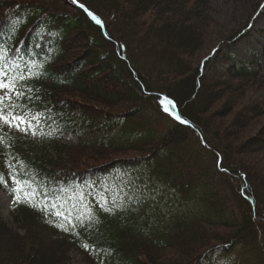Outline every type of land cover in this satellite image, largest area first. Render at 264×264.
Instances as JSON below:
<instances>
[{"label":"trees","instance_id":"trees-1","mask_svg":"<svg viewBox=\"0 0 264 264\" xmlns=\"http://www.w3.org/2000/svg\"><path fill=\"white\" fill-rule=\"evenodd\" d=\"M79 2L85 8L73 3H70L72 10L36 4L0 5V8L5 9L4 16L0 18V49L7 51L3 60L12 59L11 55L17 50L26 51L30 56L25 54L27 57L24 60L28 66L24 72L27 75L35 71L36 79H39L32 84V93H26V97L13 96L10 102L6 101L5 107L11 103L17 106L15 112H26L32 108L45 114L39 127L40 139L37 140L28 135L13 136L7 132V128L0 127V176L6 183L10 178L3 166L6 160L16 165L24 162L23 165L31 169L44 166L41 170L47 174H43V182L36 181L41 176L26 175L25 170L13 175L22 182H32L34 178L39 189L44 190L43 187L53 186L60 178L79 179L74 171L66 173L65 166H61L64 154L71 158L64 149H103L106 145L117 147L123 142L126 144L124 150H130L134 142H147L146 145L153 142L154 146L147 149L150 152L144 160L150 173L175 189L184 200H194L195 197L199 209L192 214L177 216L171 224L164 225L155 214L149 213L144 207L133 208L128 201L116 209L87 205L83 209H72L74 212L69 217L71 221H64V226L60 228L45 225L46 218L40 211L21 203L18 213L13 216L17 225L15 228L5 223L0 216V264H70L66 249L72 243L81 247L85 244L95 246L100 251L98 257L105 261L111 258L114 264H163L154 258L153 251L169 246L168 243L173 239L193 245L191 252L183 253L181 264H205L217 250L234 251L238 248L241 250L237 252V264H248V261L264 264V192L251 184L247 173L240 166H234L231 150L216 128L197 113L196 116L188 113L189 107L185 104L190 103L189 98H192L190 90L193 91L192 82L195 77L192 76L190 81L181 76V70L169 69L177 57L175 54L165 56L164 50L159 49L161 47L153 48V44L158 45L160 42L153 34L147 32L146 35L151 37L146 38L151 40L152 46L147 44L145 36L135 38L140 32L136 23L145 14L155 10L158 13L151 16V26L153 32L160 34L161 31L160 36L164 35L163 43L166 46L170 41L179 48L184 45L193 46L200 40V35L186 22L192 17L207 18L201 16V13L208 0ZM88 12L93 13L102 23L98 24ZM160 17L163 24L160 23ZM51 21L55 25L50 24ZM75 30L84 36L88 43L86 47L93 48L98 62V68L90 70L89 75L108 70L110 80L125 87L130 93L133 106L130 110L112 115H102L98 109L90 110V114L82 111L85 115L79 119L75 116L77 112L73 102L57 96L59 89L66 92L74 90L81 94L93 93L96 98L102 96L103 104L110 106L114 105L111 101L120 98L110 92L90 88L89 81L92 80L87 81L88 77L82 81L80 76L86 68L83 62L68 64L66 67L57 66V59L65 51L62 40ZM222 50V45L216 47L210 52L209 58ZM204 66L200 65L202 76ZM157 68L165 70L157 73ZM16 74L10 72L9 78ZM249 74L251 72L246 64L234 72L237 76ZM172 75L175 78V92L164 83ZM22 83L23 80H18L16 86L20 88ZM176 90L181 94H177ZM199 90L203 91L201 85ZM169 101L172 103L169 104ZM142 110L153 112L158 118H171L172 114L170 133L165 135L164 132H154L150 135L139 128L140 136L133 139L130 132L135 131L139 124L134 125L132 119ZM177 114L181 120L175 118ZM184 120L188 123H183ZM54 130L71 132L78 138L77 145H62L42 137ZM84 130L93 133L92 142L85 138ZM181 137L182 141L179 142ZM49 147H52L53 154ZM206 151L210 158L204 159L202 154ZM88 170L80 172L84 174V180L90 175L91 171ZM4 184L0 183V187L5 188ZM225 184L232 188L237 208L230 206ZM30 220H34V224ZM213 227L232 228L230 233L233 235L226 239L212 237L209 229ZM251 244L253 253L250 257L247 253Z\"/></svg>","mask_w":264,"mask_h":264},{"label":"rangeland","instance_id":"rangeland-1","mask_svg":"<svg viewBox=\"0 0 264 264\" xmlns=\"http://www.w3.org/2000/svg\"><path fill=\"white\" fill-rule=\"evenodd\" d=\"M1 1L0 5L6 7L17 4H33V6L36 4L47 8L68 10H72L70 3L73 2V0ZM4 11L5 9L0 8V18L4 16ZM203 11L201 16L207 17L205 20L192 17L186 22L187 25H191V28H195L200 35V40H197L193 46L185 47L184 45L183 48H179L172 41L166 46L163 43L164 35L163 37L160 36L161 31L160 34L153 32L151 26V20H153L151 16L158 13L155 10L145 14L144 18L136 23L140 32L139 36L136 35L135 38L141 39V36L151 38L146 36L147 32L149 35L153 34L154 37L160 39L158 45L153 44V48L161 47L159 49L164 50L165 56L175 54L177 57V61L171 63L169 69L181 70V76L187 77L190 81L192 76L195 77L192 82L193 91L190 90L192 96L189 98L190 103L187 104L184 99H181L184 104L186 103V107H189L188 113L194 116L197 113L216 128L231 150L230 155L234 166L236 168L240 166L247 173L251 184L264 192V0H208ZM159 16L162 15L159 14ZM159 20L163 24L161 17ZM50 24L55 25L54 21H51ZM116 32L121 35L119 31ZM83 37L78 30L64 36L62 43L65 51L63 56L57 59V66L66 67L68 64L83 62L86 68L83 69L84 71L80 76L82 81L88 77L87 81L92 80V82L89 81L90 88L110 92L120 98L111 101L114 105L110 106L103 104L102 96L96 98L95 95H92L93 93L82 92L81 94L74 90L66 92L59 89V93L56 92L57 96L61 97L62 100L72 101L75 112H80V116L84 115L82 111L85 114H90V110L94 109H98L102 115H112L116 112L130 110L133 107L130 102V93L125 87L116 85L110 80L111 76L108 70L89 75L90 70L95 71L98 68V62L93 48L88 49L89 47H86L88 43ZM147 38L145 39L147 44L152 46L151 40ZM220 45L223 46V50L215 51L216 54L209 58L210 52ZM208 59L209 61H207ZM235 61L238 63L237 68L247 62L255 68V71L247 76L234 75L237 68L228 69ZM203 64L205 66L202 76L200 65ZM71 68L75 69L76 67ZM164 70V68H157V73H162ZM174 81L175 78L172 75L168 77L166 82H162L174 91ZM200 85L203 88L202 92L199 90ZM6 91L0 90V96L5 95ZM176 93L181 94L179 90H176ZM200 102L202 103L201 107ZM132 120L134 125L139 124L135 131L130 132L135 140L136 137L140 136L139 128L143 132H149L150 135L154 132L156 134L164 132L165 135H168L172 129L169 124L172 121L169 118L167 119L165 116L158 118L153 112L147 110L138 112ZM85 135L91 139L88 132ZM59 141L61 144L70 146L76 144V139L72 135L59 136ZM181 141L182 137L179 142ZM146 143L134 142L132 143L134 147L130 150H124L125 146L116 147L115 145L112 148L106 146L103 149L90 148L88 150L71 146L72 149H64L71 158L64 154L61 166H65L64 171L66 173L74 171V174L76 173L81 178L84 174L80 172L84 169H89L91 176H94L119 164L118 169L114 170V168V172L106 175L110 176L106 179L107 187H101L102 193L98 197L104 198L108 205L126 200L127 203L132 204L133 208L144 207L149 213L155 214L164 225L171 224L177 216L198 211L199 205L195 197L194 200H184L175 189L151 174V170L145 167L148 165L145 164L144 160L150 152L147 149L154 146L153 142H149L147 145ZM182 148L186 149L187 146H182ZM50 151L53 152L52 149ZM178 152L181 153L182 151ZM203 153L204 159L210 158L207 151ZM228 178L232 181L230 177ZM233 179L237 181L235 178ZM11 185L14 187V183ZM225 186L229 192L230 206L237 208L235 204L237 201L232 188L229 184H225ZM81 195L86 200L90 199L85 194ZM12 206L11 197L0 190V215L3 216L2 219L5 223L15 228L17 225L10 213ZM29 222L34 224V220ZM231 229L229 227H213L209 230L212 237L226 239L227 236L233 235L230 233ZM202 240L206 241L205 238ZM168 245L153 251L155 252L154 258L158 262L181 264L184 260L183 253L191 252L193 249V245L182 244L175 239L170 241ZM251 249L252 244L248 250L249 253H247L250 257L253 253ZM66 250L70 264H96L88 253L78 250L77 247H72V245L69 247L68 245ZM237 259L236 252L220 249L212 255L206 264H235ZM173 261L175 263H172ZM109 263L114 264V260ZM248 264L259 263L248 261Z\"/></svg>","mask_w":264,"mask_h":264},{"label":"snow or ice","instance_id":"snow-or-ice-1","mask_svg":"<svg viewBox=\"0 0 264 264\" xmlns=\"http://www.w3.org/2000/svg\"><path fill=\"white\" fill-rule=\"evenodd\" d=\"M73 2L75 3L76 0H73ZM79 6L81 8H85L83 4H80ZM85 10L87 11V9ZM88 15L91 16L92 19L96 20L98 24L102 23V21H100L93 13L88 12ZM5 56H7V51L4 49H0V61H2ZM31 74L32 73H29V75ZM27 78L28 77H26L23 74L14 75L11 78H9V73L6 71L5 66L0 65V90H7L5 95L0 96V121L8 125L9 127L16 128L22 132L29 131V127L31 125L30 120H28V118L23 115L15 114V108L17 106L8 103L7 107H5V103L6 101L10 102L12 100V94H14L16 97H20L24 95L23 92L17 90L16 83L18 80H25ZM168 103L171 104L172 102L169 101ZM175 118L177 120H181V117L178 114L175 115ZM182 122L188 123V121L186 120ZM13 179H15V176H13ZM0 183H6V181L2 176H0ZM17 183L20 182L17 181ZM11 191H13L15 195V202H20V189L19 188L12 189ZM32 195H35V193L33 192ZM109 211H111V209H109ZM83 247L87 249L89 246L85 244L83 245Z\"/></svg>","mask_w":264,"mask_h":264}]
</instances>
